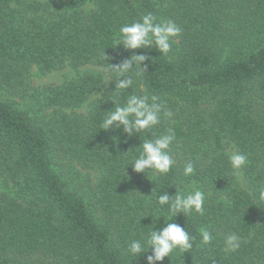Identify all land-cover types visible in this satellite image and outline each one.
I'll return each instance as SVG.
<instances>
[{"label": "trees", "instance_id": "obj_1", "mask_svg": "<svg viewBox=\"0 0 264 264\" xmlns=\"http://www.w3.org/2000/svg\"><path fill=\"white\" fill-rule=\"evenodd\" d=\"M147 13L181 32L166 56L135 50L151 60L145 74H127L133 84L119 99L158 96L160 123L131 136L104 131L117 82L108 67L133 55L115 37ZM58 72L59 84H33ZM169 132L170 171L133 172L140 144ZM230 152L247 155L235 173ZM189 162L195 172L184 177ZM260 187L264 0H0V264H146L150 250L134 258L127 247L170 218L157 197L195 188L203 215L169 221L195 237L193 248L161 264H264ZM201 228L213 241L197 247Z\"/></svg>", "mask_w": 264, "mask_h": 264}, {"label": "clouds", "instance_id": "obj_2", "mask_svg": "<svg viewBox=\"0 0 264 264\" xmlns=\"http://www.w3.org/2000/svg\"><path fill=\"white\" fill-rule=\"evenodd\" d=\"M181 29L172 20L158 21L152 13L143 15L140 20L131 24H126L119 29L115 37V47L122 46L125 50L133 52V55L121 63L110 66L108 69L116 73V83L114 86L115 95L110 99L113 108L106 112L100 122V128L104 131L111 130L115 125L118 129L122 126L123 133L131 136L133 133H143L153 129L160 123L161 113L164 108L160 98L144 92L141 95L132 94L120 103V95L132 86L133 80L127 75L135 70L137 76L145 74V68L140 66L145 61H150L147 54L136 55L135 50H155L166 56L172 48L173 38L179 36ZM105 60L108 59L105 55ZM123 78V79H121ZM106 82H111L107 80ZM99 98L100 96L97 95ZM165 117L171 113L163 111ZM174 140V136L169 133L159 135L154 139H145L138 147L139 154L131 163L133 172L144 174L146 170H151L159 175H166L174 164L169 149ZM229 164L233 172L241 169L247 164V155L236 152L228 157ZM193 163H187L182 175L190 177L194 174ZM205 193L199 188L187 194L176 192L169 196L167 192L157 197V204L160 207L168 206L170 218L165 222V226L156 231L152 230L142 240H132L127 247V254L134 258L145 256L151 251V255L145 256L146 264H161L165 258H169L174 252L189 253L193 248L195 237L189 235L185 227L169 221L177 215L188 216L192 214L203 215ZM258 202L264 204V187H260L256 192ZM158 220V219H157ZM200 242L197 247L207 246L212 243L213 235L207 228L199 230ZM226 251L234 252L240 247V239L235 234L227 235L224 238ZM169 260V259H168Z\"/></svg>", "mask_w": 264, "mask_h": 264}, {"label": "rangeland", "instance_id": "obj_3", "mask_svg": "<svg viewBox=\"0 0 264 264\" xmlns=\"http://www.w3.org/2000/svg\"><path fill=\"white\" fill-rule=\"evenodd\" d=\"M99 72H101V70L98 69ZM63 72H58V73H52L49 74L45 77H35L33 78V84H35L36 86H42V85H47V84H59L62 82L63 80ZM234 154L233 152H230V155Z\"/></svg>", "mask_w": 264, "mask_h": 264}]
</instances>
